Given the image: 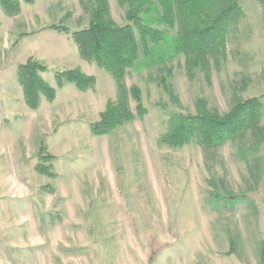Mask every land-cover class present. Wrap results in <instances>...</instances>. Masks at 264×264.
Segmentation results:
<instances>
[{"label": "rangeland", "instance_id": "obj_1", "mask_svg": "<svg viewBox=\"0 0 264 264\" xmlns=\"http://www.w3.org/2000/svg\"><path fill=\"white\" fill-rule=\"evenodd\" d=\"M19 2L15 17L0 7V264H261L264 0H239L245 17L208 76L198 69L189 77L183 55L128 72L126 88L140 89L147 113L104 136L90 125L117 101L116 83L83 61L71 39L88 26L95 1ZM108 3L112 20L127 24L129 4ZM28 58L48 68L42 77L52 87L55 71L80 68L95 88L65 84L52 103L30 110L16 75ZM250 99L258 119L239 139L207 149L160 142L175 114L195 116L200 107L227 115Z\"/></svg>", "mask_w": 264, "mask_h": 264}, {"label": "trees", "instance_id": "obj_2", "mask_svg": "<svg viewBox=\"0 0 264 264\" xmlns=\"http://www.w3.org/2000/svg\"><path fill=\"white\" fill-rule=\"evenodd\" d=\"M94 1L88 26L72 32L71 39L83 61L95 64L112 76L119 93L117 101H108L99 120L90 125L94 136L107 135L135 117L146 115L140 89L137 86L126 88L124 78L128 72H139L183 55L189 77L198 69L208 76L211 69H218L225 59L229 37L245 17L239 0H124L129 4L125 13L128 23L118 25L111 18L108 0ZM0 7L8 17H15L21 11L19 0H0ZM47 29L69 33L64 25H50ZM138 42L142 47L141 57ZM47 71L45 65L33 58L17 66V81L30 110L38 109L42 100L52 103L57 89L65 84H72L82 93L94 90L96 85L93 76L74 68L55 71L56 86L52 87L42 77ZM128 93L136 102L134 113L129 106ZM201 109L198 108L195 116L173 115L160 142L173 148L183 147L193 140L204 149L222 146L228 140L239 139L255 125L260 105L257 99H250L235 105L227 115ZM38 157L43 161L51 158L42 144ZM36 170L49 178L55 177L50 166L39 165ZM48 189L51 191V187ZM261 264H264V245Z\"/></svg>", "mask_w": 264, "mask_h": 264}, {"label": "crops", "instance_id": "obj_3", "mask_svg": "<svg viewBox=\"0 0 264 264\" xmlns=\"http://www.w3.org/2000/svg\"><path fill=\"white\" fill-rule=\"evenodd\" d=\"M62 88H65V85H64ZM62 88H61V89H62ZM86 93H87V92H86Z\"/></svg>", "mask_w": 264, "mask_h": 264}]
</instances>
